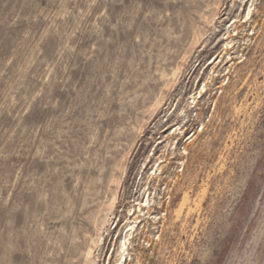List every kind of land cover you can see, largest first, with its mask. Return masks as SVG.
I'll list each match as a JSON object with an SVG mask.
<instances>
[{
    "label": "rangeland",
    "instance_id": "1",
    "mask_svg": "<svg viewBox=\"0 0 264 264\" xmlns=\"http://www.w3.org/2000/svg\"><path fill=\"white\" fill-rule=\"evenodd\" d=\"M253 3L0 0V264H264Z\"/></svg>",
    "mask_w": 264,
    "mask_h": 264
},
{
    "label": "bare ground",
    "instance_id": "2",
    "mask_svg": "<svg viewBox=\"0 0 264 264\" xmlns=\"http://www.w3.org/2000/svg\"><path fill=\"white\" fill-rule=\"evenodd\" d=\"M251 1H252L251 6L248 7L247 9H245L246 10L245 11L243 9V6L245 5L246 2H244L243 0H239V3H241L240 4V9H242V11L245 13L244 19H246V20L243 23H245L248 20H252L253 19L255 8L252 10V7L254 6V3H253L254 0H251ZM238 25H239V21L235 20L233 22V24L231 25V27H230V29L233 28V30L232 31L228 30V32H227L228 35H227L226 40H229V42H227L225 44V48H224V50L226 51L225 54L228 53L229 50L233 49L232 43L235 41L234 38L237 37L238 34L232 35V33L239 31V26ZM214 63L215 62H213V64ZM206 87H207V85H205V87L202 90H200V92H199V97L200 98H202V95L204 93H206ZM195 101L196 100L194 99V103H195ZM177 131H180V130L179 129L175 130V133ZM184 151H185V153L187 152V146L184 148ZM115 206H116V197H114L113 200L111 201V203L109 205V208H108V213L106 214L105 219H103L101 221V228L99 229L100 232H101L102 228L103 227L105 228L107 226V224L109 223L110 216L114 213ZM137 206H138L137 211H135L131 215V217H134V220L132 222H129L130 223L129 224L130 229H129L125 239L118 244V248H117L114 264H131L132 263L131 247L133 246V240H134V237H135L134 233L136 232V230H134V229L136 227L135 226L136 224H138V223L140 224L141 223V222H138V217L139 216H137L136 213L139 212V214H142L144 208H147L148 210L151 209L150 204L147 203V202L145 204L139 203ZM98 242L99 243L102 242L101 234H99ZM93 255H94V249L90 248L88 253H87V260L89 262L88 264H93L94 263ZM140 260H141L140 259V255L138 253L136 255L135 264H140V262H141Z\"/></svg>",
    "mask_w": 264,
    "mask_h": 264
}]
</instances>
